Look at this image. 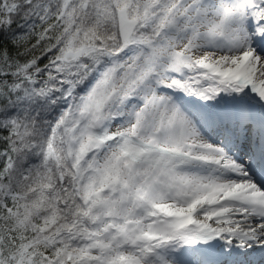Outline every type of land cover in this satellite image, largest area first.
<instances>
[{
	"label": "snow or ice",
	"instance_id": "1",
	"mask_svg": "<svg viewBox=\"0 0 264 264\" xmlns=\"http://www.w3.org/2000/svg\"><path fill=\"white\" fill-rule=\"evenodd\" d=\"M0 264H264V0H0Z\"/></svg>",
	"mask_w": 264,
	"mask_h": 264
}]
</instances>
